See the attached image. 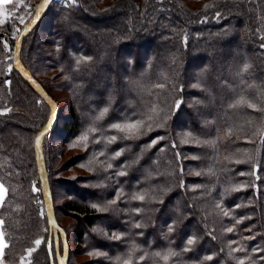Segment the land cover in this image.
<instances>
[{
    "label": "trees",
    "instance_id": "16d2710c",
    "mask_svg": "<svg viewBox=\"0 0 264 264\" xmlns=\"http://www.w3.org/2000/svg\"><path fill=\"white\" fill-rule=\"evenodd\" d=\"M37 1L14 0L15 7H6L14 12L0 42V111L12 109L0 116V182L7 189L0 216L9 245L4 264H20L35 239L54 238L34 151V139L52 109L13 64V37ZM100 3L77 0V5L68 6L66 0H54L21 50L23 64L48 93L39 75L45 68L60 75L70 105L67 121L57 124L44 141L52 196L58 168L50 163L55 155L47 154L49 136L61 131L65 144L85 133L89 137L87 147L77 141L73 149L78 153L63 164L81 165L88 172L76 182L67 181L71 198L59 206L75 214L77 242L85 253H104L91 264H239L240 259L264 264V251H256L264 250V0ZM90 21L103 26L93 27ZM40 31L46 39L36 42ZM245 64L248 70L241 72ZM111 65L122 68L123 75ZM189 67H194L193 73ZM100 84L105 89H97ZM88 90L107 93L105 102L100 105ZM241 99L246 103L230 107ZM104 108L108 112L101 117ZM136 119L145 121L138 138L122 139L125 134L111 127ZM93 128L95 132L89 131ZM186 133L192 134L188 143L183 142ZM113 135L117 140L108 143ZM158 137L164 139L148 147ZM65 147L69 150L70 144ZM120 149L122 156L113 159ZM109 163L113 168L106 170ZM122 170L127 175L115 176ZM33 184L39 192H32ZM117 190L123 195L107 211L92 207L114 199ZM140 193L145 194L144 202L131 199ZM136 208L143 210L140 215ZM54 209L57 218L55 203ZM173 221L175 231L169 234ZM137 222L141 228L134 226ZM114 232L122 238L110 239ZM191 236L196 243L185 252ZM169 250L176 255L167 261L155 256ZM53 252L56 264L54 246ZM208 255L213 259L205 260ZM31 264H52L44 244L33 253Z\"/></svg>",
    "mask_w": 264,
    "mask_h": 264
},
{
    "label": "rangeland",
    "instance_id": "374dc122",
    "mask_svg": "<svg viewBox=\"0 0 264 264\" xmlns=\"http://www.w3.org/2000/svg\"><path fill=\"white\" fill-rule=\"evenodd\" d=\"M38 2V1H37ZM113 2V0H101L100 5H108L111 4ZM191 5L196 4L195 2H190ZM22 5V3H21ZM30 7V6H29ZM29 10V9H28ZM14 10L13 8H6L4 7V10H1L0 13H3L2 15H0V42L2 43L3 41H5V37L3 35L7 34V28L8 26L11 25L10 19L12 17ZM26 15L21 16L19 19V22L21 23V19L24 21L25 20ZM90 24L93 27H102L103 25L101 23L98 22H91ZM234 26V25H232ZM20 30V29H19ZM19 32V31H18ZM3 34V35H2ZM45 36L46 34L43 31L38 32V35L35 36L36 42H41V41H45ZM235 41V40H234ZM158 41L155 42V45H158ZM8 45V44H7ZM6 49H11V45L6 48ZM14 56V55H13ZM119 63L121 65L122 61ZM194 67H189L188 71L193 73V69ZM111 69L116 70L117 75L122 76L123 73L121 72V69H118V67H115L114 65H111ZM55 72L52 70H49L48 68L44 69V73L39 75L40 79L43 81V83L47 86L48 90H49V95L52 98H56V102L58 105V118H57V124H63L64 121H67L68 119V115H69V107L70 105L68 104L66 98L64 97L65 94L64 92L61 90V86L59 85L61 83V79H57L59 78L60 75L56 74V76H54ZM97 89H105V86L103 85H98L96 86ZM124 95L127 94L128 89L124 88ZM88 95L91 96L93 99H96L97 101H99V104H103V102H105V98H106V94L104 93V95L102 94H96V92L93 93H89V90L87 91ZM126 93V94H125ZM127 96V95H126ZM126 101V99H125ZM51 106V105H50ZM61 107V108H59ZM92 108H94L92 106ZM52 109V107H51ZM61 109V110H60ZM120 112H122L123 109H119ZM61 111V112H60ZM60 113L62 114L61 119L59 121L60 118ZM87 113H84V116ZM186 116L184 115L183 118H185ZM185 123L188 122L184 121ZM63 135L64 133L61 131H58L57 134H52L49 136V139L47 140V154L51 155V153H53L56 159H54L53 163L50 162L52 164L53 167H57L58 170L55 171L54 173V203L58 208L57 211V218L59 221V224L61 226H63L66 229V233L68 236V246L70 247V256H69V264H91L92 263V259L94 257H96L97 255H95L94 253H98V252H88L85 253L84 251V246H82L80 243L77 242V238H75V235L73 234V230L75 229V225H76V216L75 214L69 212V211H65L63 209H61L59 206L61 204H63V202L69 198H71L70 194L68 193V186L71 187V184H67L68 186H66L67 181L70 182L71 180L73 182H76L75 180H79V178L84 175V173H88L86 170L83 169V166L81 165H77V166H66L64 167V161L65 159H69L71 157H74V155H76L78 153L77 150L73 149V147H75L76 143L78 140H74L72 142V140L68 143L65 144L61 139H60V135ZM70 144V149L66 150L67 148L65 147V145H69ZM51 158V157H49ZM50 160V159H49ZM6 188V187H5ZM6 198V197H5ZM82 198H89L88 195H82ZM0 220L1 216H0ZM2 229V227H1ZM55 237V236H54ZM6 242V241H5ZM52 243L53 246L55 247V241L54 238H52ZM53 256H54V252H53ZM54 262V259H53ZM56 264H57V259L55 260ZM55 264V263H54Z\"/></svg>",
    "mask_w": 264,
    "mask_h": 264
},
{
    "label": "snow or ice",
    "instance_id": "6c2138e0",
    "mask_svg": "<svg viewBox=\"0 0 264 264\" xmlns=\"http://www.w3.org/2000/svg\"><path fill=\"white\" fill-rule=\"evenodd\" d=\"M52 2V0H44V3L40 6V8H37L36 10V16L38 17L40 15V11L42 8L46 7L48 4H50ZM0 3L4 4V5H13L14 7L16 5L13 4V0H0ZM66 4L68 6H75L77 5V0H66ZM3 13H0V15H2ZM220 17V13L217 12V18ZM21 22L23 23V20L21 19ZM32 23H35V19L32 20ZM25 31H27V25H25ZM19 31V29H18ZM14 40H16L15 37H13ZM187 38L185 37V40ZM261 39H264V37H261ZM4 47L7 48L8 45L7 43L4 44ZM16 47H19V41L16 40ZM261 48H264V44L261 45ZM84 60H90L91 58L90 57H86V58H83ZM77 65H79L81 63L80 60H77L76 61ZM248 65L245 64L243 66V69H241L240 71L241 72H244V71H247L248 70ZM9 71H11V68H9ZM239 74V73H238ZM5 83L7 84H10L11 81H5ZM158 87H162V85H158ZM241 103H246V101H243V99L239 100L236 102V104L234 105H230V107H236V106H239ZM179 102L177 103V106H178ZM249 107H254V105L252 104H249L248 105ZM12 109L10 108H6L4 109L3 111H0V116H4V115H7L9 112H11ZM153 112H155V108L152 109ZM108 112V108H104L103 111L100 113V116L102 117L105 113ZM152 117L149 116L148 117V120L151 121ZM112 129H115L117 130L118 132L120 133H124L125 135L123 137H121L122 139H134V138H138L139 135H142V129L145 128V121L143 120H140V119H136V120H131L129 122H125V123H115L113 125H111ZM151 123H148L147 125V130H151ZM89 131L91 132H95L96 130L93 128V129H89ZM44 132H41L37 138H36V147L37 149L40 148V144H41V137L44 136ZM192 134L191 133H186L185 134V139H184V143H188L189 142V138H191ZM89 137H88V134L85 133L83 134L81 137H80V140L78 141V143H84V146L87 147V141H88ZM164 139L163 137H158V138H155L151 141L150 145H148V147H151V146H154L155 144H157L160 140ZM117 140V136L113 135L109 138H107V142L108 143H113ZM96 142H99V140H97ZM206 143H211V142H206ZM175 143H173L172 147H175ZM162 150V149H161ZM124 152V149H120V150H117L115 151L114 155H113V159H116V158H119L122 156ZM101 156L104 155L103 152L100 153ZM251 159V158H249ZM237 163H239V161H237ZM113 168V165L111 163H109L107 165V169H112ZM243 175V173H241ZM254 174V173H253ZM127 175V171L125 170H122V171H117L115 172V176H125ZM197 175H200V173H197ZM32 192L33 193H37L40 191V189L35 185L33 184L32 185ZM232 190H235V189H232ZM228 191V190H226ZM6 193H7V189L4 188V185L2 183H0V207H3L4 204H5V196H6ZM123 195V192L122 190H117V192L115 193V198L108 201L106 204L104 205H98V204H92V207L94 209H97L98 211H101V212H104V211H107L109 207L117 204L118 200L121 199ZM131 199L132 200H135V201H140V202H144L145 201V194H133L131 196ZM159 202H163L162 200H160ZM217 207H220L219 205H217ZM134 211L136 212L137 215H140L141 212L143 211L141 208H136L134 209ZM41 216L43 217V212L40 213ZM223 214L225 216L229 215V213L227 211H224ZM175 221L171 222L168 224V233L171 234L172 232L175 231ZM53 226H55L54 222H52ZM4 225V221L3 220H0V227H2ZM136 228H141L142 225L137 222L135 225H134ZM45 231H47V229H45ZM100 233L102 235H105L107 236V233L103 230V229H99ZM227 232H232L233 231V228H227L226 229ZM138 235H143V233H138ZM122 237L121 235L117 234V233H112V236L110 237V239H114V240H120ZM196 240L197 238L195 236H191L187 239V246L183 249V251L187 252V251H191V247L192 245H194L196 243ZM44 244L48 250V255H49V258L51 259L52 255H53V243H52V240L51 239H48L47 241H45L43 238H37L34 240V245L35 247H30L28 249H26V253H27V256H22L20 258V264H31V257L33 255V253H35L38 248ZM9 247V245L5 242V238H4V232L3 231H0V264H4V260H5V249H7ZM243 249H233V251H242ZM256 251H264L262 249H256ZM95 255H104V253H94ZM176 253L174 251H171L169 250L167 253L165 254H161L160 252H156L155 253V256L157 257H161L164 261H167L169 259L170 256H175ZM140 259H143V257H140ZM205 260H212L213 257L211 255H208V256H205L204 257ZM60 264H63V261L60 262ZM125 264H129L128 261H125ZM239 264H245V261L244 259H240L239 260Z\"/></svg>",
    "mask_w": 264,
    "mask_h": 264
},
{
    "label": "water",
    "instance_id": "95a60500",
    "mask_svg": "<svg viewBox=\"0 0 264 264\" xmlns=\"http://www.w3.org/2000/svg\"><path fill=\"white\" fill-rule=\"evenodd\" d=\"M48 4L46 7L42 8L40 11V15L36 16V10L37 8H40V6L44 3V0H39L34 7L33 13L29 20L20 28L19 32L16 35V40L19 41V47H16V40L13 50V64L15 69L20 73V75L31 85V87L34 89V91L42 97L49 105H51V115L47 122V124L41 129V131L36 135L34 139V151H35V161H36V167L40 179L41 184V191L45 203V211L48 216L50 228L52 232L54 233V241H55V251L57 256V264H60L61 261H63V264H68L69 261V246H68V240L65 230L59 225L55 209H54V201L53 196L51 192L50 187V180L49 175L46 167V160L44 155V141L45 138L55 130L57 126V118H58V105L54 98H52L49 93L46 91V89L42 86V84L33 76L31 71L26 68V66L23 64L21 60V50L23 46L24 39L35 29L37 24L42 20L44 17V14L47 12L51 4ZM35 19V23H32V20ZM25 25H27V31H25ZM44 132V136L41 137V144L40 148L37 149L36 147V138L41 133ZM52 222H54L55 226H53ZM61 246L63 248L61 252Z\"/></svg>",
    "mask_w": 264,
    "mask_h": 264
},
{
    "label": "crops",
    "instance_id": "0c3cea01",
    "mask_svg": "<svg viewBox=\"0 0 264 264\" xmlns=\"http://www.w3.org/2000/svg\"><path fill=\"white\" fill-rule=\"evenodd\" d=\"M14 1V0H13ZM8 5H4V4H2V3H0V11L1 10H4V7H7ZM0 183H2V182H0ZM3 184V183H2ZM4 185V184H3ZM4 188H5V186H4ZM6 189V188H5ZM7 194V193H6ZM6 197V196H5ZM0 231H2V229H1V227H0Z\"/></svg>",
    "mask_w": 264,
    "mask_h": 264
},
{
    "label": "bare ground",
    "instance_id": "6f19581e",
    "mask_svg": "<svg viewBox=\"0 0 264 264\" xmlns=\"http://www.w3.org/2000/svg\"><path fill=\"white\" fill-rule=\"evenodd\" d=\"M55 253H56V251H55ZM56 255H57V254H56ZM53 259H54V256L52 255V257H51V262H52V264H54Z\"/></svg>",
    "mask_w": 264,
    "mask_h": 264
}]
</instances>
